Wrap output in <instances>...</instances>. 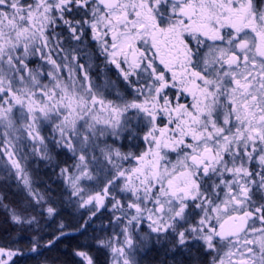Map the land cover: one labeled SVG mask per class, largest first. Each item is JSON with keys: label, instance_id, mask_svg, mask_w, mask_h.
Segmentation results:
<instances>
[{"label": "snow or ice", "instance_id": "snow-or-ice-1", "mask_svg": "<svg viewBox=\"0 0 264 264\" xmlns=\"http://www.w3.org/2000/svg\"><path fill=\"white\" fill-rule=\"evenodd\" d=\"M73 204L72 264H264V0H0V264Z\"/></svg>", "mask_w": 264, "mask_h": 264}, {"label": "trees", "instance_id": "trees-1", "mask_svg": "<svg viewBox=\"0 0 264 264\" xmlns=\"http://www.w3.org/2000/svg\"><path fill=\"white\" fill-rule=\"evenodd\" d=\"M37 175L39 178V187L44 188L46 184H51V187L56 194V198L59 199L62 191L61 182L57 181L55 177H52V179L49 180V176L51 175V173L47 169H44L43 166H41L40 171ZM64 199H67L66 192ZM61 222L64 223L66 231L74 234H71L69 237L62 238L57 242L54 248H52L50 251H45L44 254L49 258L50 261H56L57 264H72L73 258L69 254L70 246L74 245L77 241H83L85 239L84 236H81L79 233L75 232V229L79 227L81 223L77 222V214L73 209V205L71 207H62L60 215L58 217L42 219L41 225L44 227L45 234L49 235L56 231ZM98 225V222H94L93 224H91V227L88 229V234H92L93 230L96 229L91 228H94ZM9 227L10 226L8 224L4 223V213L0 211V242L9 239L11 235H15L14 231L5 233L4 229ZM98 255L100 264H104V256L102 254Z\"/></svg>", "mask_w": 264, "mask_h": 264}, {"label": "rangeland", "instance_id": "rangeland-1", "mask_svg": "<svg viewBox=\"0 0 264 264\" xmlns=\"http://www.w3.org/2000/svg\"><path fill=\"white\" fill-rule=\"evenodd\" d=\"M42 166V165H41ZM73 209L76 211V214H77V222L78 223H82L83 222V219H87V215H86V210L84 209H79L78 207H76L74 204H73ZM82 216H83V219H82ZM98 222L99 225L94 227V228H91V229H96L97 232H99V230L101 229L102 226H106L107 224V219L106 217H100V218H93V222ZM71 234H74V233H71ZM151 256V254H150ZM150 258V257H149Z\"/></svg>", "mask_w": 264, "mask_h": 264}, {"label": "flooded vegetation", "instance_id": "flooded-vegetation-1", "mask_svg": "<svg viewBox=\"0 0 264 264\" xmlns=\"http://www.w3.org/2000/svg\"><path fill=\"white\" fill-rule=\"evenodd\" d=\"M113 78H115V77L113 76Z\"/></svg>", "mask_w": 264, "mask_h": 264}]
</instances>
